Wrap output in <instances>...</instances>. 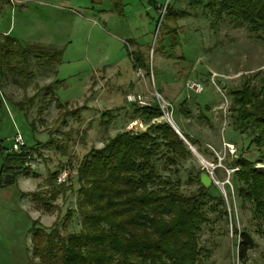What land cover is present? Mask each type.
Segmentation results:
<instances>
[{
	"label": "rangeland",
	"instance_id": "rangeland-1",
	"mask_svg": "<svg viewBox=\"0 0 264 264\" xmlns=\"http://www.w3.org/2000/svg\"><path fill=\"white\" fill-rule=\"evenodd\" d=\"M167 5L194 14L166 22L178 29L175 48L170 36L159 32ZM6 36L44 52L10 70L0 48V173H5L1 146L12 148L16 135L33 153L29 174L0 186V264H39L35 227L79 230V217L70 221L67 213L76 206L80 162L92 148L128 130L133 114L129 93L155 91L172 102L182 135L199 140L193 144L181 137L193 156L179 163L177 173L175 166L168 171L160 164L161 173L178 177L189 193L197 188L190 176L208 171L226 201L228 224L203 226L201 243L209 250L204 264H264V216L254 218L253 206L241 199L232 179L238 168L228 165L249 142L232 126L230 92L246 77H252L253 85L262 84L264 42L227 20L214 30L190 0H0V46ZM138 50L147 56L150 75L145 69L144 77L137 74L132 55ZM187 80L200 81L202 92L188 91ZM109 110L115 116L106 126L102 123L110 117L103 113ZM64 169L65 183L74 190L59 196L56 208L47 212L33 196H22L37 191L48 197L51 173ZM235 224L257 243L246 261L237 257Z\"/></svg>",
	"mask_w": 264,
	"mask_h": 264
},
{
	"label": "trees",
	"instance_id": "trees-1",
	"mask_svg": "<svg viewBox=\"0 0 264 264\" xmlns=\"http://www.w3.org/2000/svg\"><path fill=\"white\" fill-rule=\"evenodd\" d=\"M113 3L117 4V0ZM190 6L200 8L214 30L227 20L233 28H245L249 37L264 42V0H190ZM192 15L188 9L165 7L159 32L170 36L172 47L179 44L178 29L166 22ZM0 48L1 60L10 70L20 69L31 55L42 58L40 53L44 52L10 36H6ZM132 58L135 68L145 69L150 75L146 54L138 50ZM261 80L258 87L251 83L252 77H246L241 87L230 92L232 126L246 135L249 142L228 165L238 168L232 179L241 199L253 206L255 219L264 216V167H256L258 163L264 164V78ZM130 109L131 121L140 118L148 127L144 131L118 132L102 147L92 148L86 154L77 169L76 206L67 213L70 221L75 215L79 217V230L62 231L55 225L49 230L35 227L34 255L39 264H204L209 250L201 243L203 226L223 220L228 224L224 196L214 183L208 188L201 183L203 171L190 176L197 188L189 193L183 190L178 177L161 173L160 164L168 171H172L169 165L175 166L177 173L179 163L193 155L170 123H151L161 117L159 106L131 105ZM185 110L181 108L182 112ZM103 115L110 117L102 123L108 126L114 111H105ZM183 136L193 144L199 142L187 133L183 132ZM1 153V172L10 171L9 165L20 167L11 183L20 173L29 174L32 150L25 146L20 153H14L1 146ZM61 171L51 173L48 197L38 195L37 191L22 192V196H33L47 212L56 208L53 202L74 190L71 184L57 183ZM3 185L7 184L4 173H0V186ZM234 231L237 257L246 261L257 243L249 231L238 230L236 224Z\"/></svg>",
	"mask_w": 264,
	"mask_h": 264
},
{
	"label": "built area",
	"instance_id": "built-area-1",
	"mask_svg": "<svg viewBox=\"0 0 264 264\" xmlns=\"http://www.w3.org/2000/svg\"><path fill=\"white\" fill-rule=\"evenodd\" d=\"M137 74L139 77H144V72L142 69H137ZM186 88L188 91H194L196 93H201L203 90L202 83L197 80H187L186 82ZM127 101L131 105H136L138 107H151L154 103H156L160 110H161V117L160 119L164 120L165 122L170 123L173 127L179 128L176 126V123L174 121L173 115H174V106L172 102L167 100L162 93L155 91V92H131L127 95ZM153 119L151 123L158 122V119ZM147 126V125H146ZM144 122L137 118L136 120L130 122L128 124V131H142L143 129H146ZM180 134H182L180 132ZM183 136V135H182ZM184 138V136H183ZM185 139V138H184ZM186 140V139H185ZM26 146L24 139L20 134L16 135L15 142L13 143L12 148L9 149V152L14 153H20L21 150ZM229 147L233 148V145L228 144ZM68 178V172L66 169L62 170L57 177V183H64L67 181Z\"/></svg>",
	"mask_w": 264,
	"mask_h": 264
},
{
	"label": "water",
	"instance_id": "water-1",
	"mask_svg": "<svg viewBox=\"0 0 264 264\" xmlns=\"http://www.w3.org/2000/svg\"><path fill=\"white\" fill-rule=\"evenodd\" d=\"M173 128L183 138L182 134H180V130H178L175 127H173ZM9 168H11L12 170L20 169V167H9ZM14 178H15L14 173H7L4 177V183H6V184L11 183ZM200 178H201V183L207 188L210 187L213 183H215L213 177L210 175V173L208 171L202 172L200 175Z\"/></svg>",
	"mask_w": 264,
	"mask_h": 264
},
{
	"label": "flooded vegetation",
	"instance_id": "flooded-vegetation-1",
	"mask_svg": "<svg viewBox=\"0 0 264 264\" xmlns=\"http://www.w3.org/2000/svg\"><path fill=\"white\" fill-rule=\"evenodd\" d=\"M9 167H19V166H15V165H9V166H8V169H9L10 171H8V172H5V173H4V175H6L7 173H14V174H15V172H16V171L20 170V169H18V170H12V169H11V168H9Z\"/></svg>",
	"mask_w": 264,
	"mask_h": 264
},
{
	"label": "bare ground",
	"instance_id": "bare-ground-1",
	"mask_svg": "<svg viewBox=\"0 0 264 264\" xmlns=\"http://www.w3.org/2000/svg\"><path fill=\"white\" fill-rule=\"evenodd\" d=\"M198 154V153H197ZM201 160V159H200ZM207 161V160H206Z\"/></svg>",
	"mask_w": 264,
	"mask_h": 264
}]
</instances>
